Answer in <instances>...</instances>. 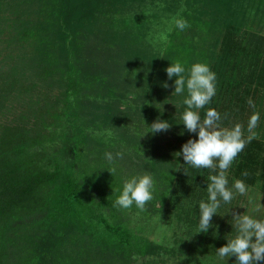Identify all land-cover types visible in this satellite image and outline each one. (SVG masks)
<instances>
[{"label":"trees","instance_id":"16d2710c","mask_svg":"<svg viewBox=\"0 0 264 264\" xmlns=\"http://www.w3.org/2000/svg\"><path fill=\"white\" fill-rule=\"evenodd\" d=\"M263 33L264 0H0V264H218L231 213L249 199L237 195L207 233L191 231L209 170L186 173L175 156L195 134L165 69L204 62L216 73L201 118L214 108L229 127L260 112L228 176L264 193ZM157 119L170 130L143 136ZM109 151L125 156L111 164ZM144 172L157 181L153 200L143 211L114 206L115 190ZM157 216L180 231L172 246L137 233Z\"/></svg>","mask_w":264,"mask_h":264},{"label":"clouds","instance_id":"9594fccd","mask_svg":"<svg viewBox=\"0 0 264 264\" xmlns=\"http://www.w3.org/2000/svg\"><path fill=\"white\" fill-rule=\"evenodd\" d=\"M172 24L180 31L185 30L189 25L182 16L173 17ZM167 31H171L169 28ZM167 31L157 34L158 41H166ZM168 80L173 81L174 92L178 96H183L181 101L182 111L179 119L187 133L195 134L185 142L180 151L175 156H182L185 162V172L187 168L209 170L206 184V198L200 199L198 205L199 214L197 223L191 231L197 233H207L214 228L213 217H221L230 214L232 201L237 195H245L249 186L244 180L235 178L229 180L228 170L232 166L237 156L244 150L247 143L256 137L253 131L258 126L261 114L253 111L248 118L247 131L249 135L245 137L243 126L239 123L233 126H222L221 113L214 108H207L203 118L200 109L210 104L216 95V73L212 71L210 65L204 62L193 63L186 68L180 61L170 62L165 69ZM173 77L175 79L173 80ZM164 87H169L167 83ZM248 104L255 109V102L249 98ZM145 123V122H144ZM146 133L153 135L170 130L171 125L167 120L157 119ZM111 136L110 130L104 133ZM184 135V131L180 133ZM142 136V137H143ZM125 153L122 151L105 152L104 158L111 164H115L118 159H123ZM116 168L112 167L110 173H115ZM247 176V172L243 173ZM156 179L154 174L144 172L143 174L132 175L123 181L122 188L116 189V199L114 206L122 209H129L133 205L143 211L146 204L153 200L156 190ZM260 207H262L260 205ZM224 214L221 215V209ZM243 208V207H240ZM253 210V211H257ZM232 218L228 223L232 227L231 233L225 237L227 243L215 250V258L220 261H228L235 257L234 264H264V218H260L247 211L243 213H231ZM182 232H188L189 226L184 225Z\"/></svg>","mask_w":264,"mask_h":264},{"label":"rangeland","instance_id":"374dc122","mask_svg":"<svg viewBox=\"0 0 264 264\" xmlns=\"http://www.w3.org/2000/svg\"><path fill=\"white\" fill-rule=\"evenodd\" d=\"M258 90L259 91L257 95L261 96L263 94V86L259 85ZM248 113H250V110ZM248 116L249 115L245 114V116L243 117L240 116V119L238 118L234 120L244 127L245 122L249 118ZM233 125L230 124L229 128ZM245 195L249 199V201L246 202L247 212H249L250 214H254L260 218H264V193H262L259 189L249 188L248 192ZM260 205L262 207H260ZM256 209L258 210L253 211ZM141 225L142 227L137 230V233L141 237L149 241H153L159 245L172 246L177 241V238L180 237V231L176 228L175 223L172 222L171 219H168L167 216H165L164 218H158V216L155 218L153 217L149 223L142 222ZM178 244L179 242L177 243V245ZM163 264H175V261L171 258H168L163 262Z\"/></svg>","mask_w":264,"mask_h":264}]
</instances>
